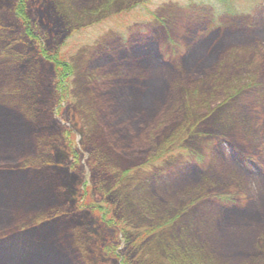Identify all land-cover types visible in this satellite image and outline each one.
<instances>
[{"label":"rangeland","instance_id":"1","mask_svg":"<svg viewBox=\"0 0 264 264\" xmlns=\"http://www.w3.org/2000/svg\"><path fill=\"white\" fill-rule=\"evenodd\" d=\"M231 1L245 14L220 19L224 25L219 29L205 30V14L191 18L199 0H26L29 30L39 35L46 53L58 52L70 66L68 97L57 111L50 87L52 68L39 64L42 67L33 69L37 46L21 37L15 15L19 0H0V35L5 36L0 55H7L4 49L10 45L18 61L0 68V107L7 112L1 125L9 128L0 126V153L15 158L0 169L47 165L20 177H0V189L8 187L6 208L13 220L23 226L46 220L48 225L39 231L42 241L50 234L57 244L66 233L57 250L71 264H120L119 258L128 264H213L233 258L238 264H259L264 259L263 243L256 244V253L243 252L239 258L220 254L226 240L235 245L253 238L254 230L264 231L256 217L249 219L253 232L241 220L250 203L264 198V0ZM139 29L146 40H132ZM120 36L130 39L126 50L117 46ZM167 38L178 44L169 58L164 52ZM93 68L97 86L110 70L112 86L104 97L108 102H93L87 85ZM252 86L258 88L255 93L241 94ZM5 87L20 93L6 96L1 91ZM172 100L177 105L166 121L161 112ZM225 103L196 132L230 139L253 163L231 162L219 148L209 156L199 149L201 160L179 169L169 162L171 175L153 174L137 184L134 169L166 158L188 136L191 122ZM152 106L156 108L147 115L146 108ZM107 125L120 127L118 134L131 139L124 143L119 135L110 136ZM137 134L138 139H132ZM190 136L182 144L185 148L198 145L196 136ZM84 189L83 205L79 192ZM226 191L240 199L233 205L242 209L240 214L223 216L231 217L221 227L216 220L198 221L194 214L202 209L190 205ZM17 197L21 203L14 202ZM27 200L33 209L14 207ZM172 218L176 220L168 223ZM109 220L112 225L106 224ZM196 220L204 227L192 241L194 237L185 233ZM138 228L155 233L131 249L127 236L135 237ZM108 247L116 249L118 259L100 254ZM239 247L244 248H234Z\"/></svg>","mask_w":264,"mask_h":264},{"label":"trees","instance_id":"2","mask_svg":"<svg viewBox=\"0 0 264 264\" xmlns=\"http://www.w3.org/2000/svg\"><path fill=\"white\" fill-rule=\"evenodd\" d=\"M25 1L26 0H19L15 8V15H16L17 22L23 29L22 31L23 34L21 37H23L24 39H27L29 43L35 44L37 46L36 49H34V52L37 58L34 59L35 61L32 63L33 69L34 67L35 68L42 67V66H39V64L41 65L48 64L51 66L52 69H51V72H49L51 75V83H50L51 86L50 87H51V90L54 92V99H55L54 109L58 111L60 106L64 104L66 97H68L67 93L69 89V79L71 76L70 66L67 63H65L64 60L60 58V55L58 52H56L54 55H50L46 53L45 50L42 48V45H41L42 40L41 38H39V35H37L35 30L33 31L29 30L28 25H27L28 24L27 19L24 13V6H23L24 5L23 2ZM199 2H200L199 5L193 6L194 8L192 7V11L194 15H192L191 18H195V17H198L199 15L205 14L202 20L203 22L205 21V25L207 24V26L205 27V30H209L211 28L219 29L221 26L224 25V24L221 25L220 19L221 21H223V20H228V18H231V17L232 18L240 17L242 14H245L244 12L239 13L238 9L234 6V3L231 0H205V1L199 0ZM201 2H203V4ZM4 37L5 36H3V34L0 35V39ZM124 40H126V42L123 41L122 43H120L121 44L120 46H122L123 49H125V47H127L128 43L130 42V39L129 40L124 39ZM164 45H165L164 52H165V55L167 54L166 56L168 58L170 55H173L177 52L174 48L175 46H178L177 42L170 41V39L167 38L164 41ZM117 46H119L118 43H117ZM11 47L12 46L9 45L8 47L4 49L5 52H7V55H4V54L0 55V58L2 59L0 62V68L2 65H4L7 68H10V66L17 65L18 61H17V58L12 57L13 54L11 53L12 52ZM165 50H167V52ZM102 68H105V67H102ZM94 71H95V68H93V71L88 75L89 81L87 82V85L90 88V94L92 96L93 102H108L104 97L107 94L106 89H109L112 86L111 81H109L110 79L109 71L110 70H106L107 74H104L100 70L103 73V75L99 78L98 86H97V81L95 80ZM0 72H1V69H0ZM9 73L12 74V72H9ZM25 82L27 81L25 80ZM31 82L34 85H36V82H34L33 78H31ZM31 87H34V86L32 85ZM99 89H101L103 92V95L100 96V99L98 98V95H97V91L100 92ZM257 90L258 88L255 86L246 87L242 90L243 92L241 94L251 95L250 93L253 94ZM1 91L6 96L8 95L11 96L13 93L15 95L20 93L18 91L15 92L9 89L7 90L6 87L1 89ZM169 92H170L169 90L166 91V95H168ZM158 93L160 95L164 94V92L162 91H158ZM32 95H36V100L39 98L38 94L32 93ZM105 105L107 106V104ZM176 105H177L176 100H172L171 104L168 105V108L165 107V110L161 112L162 118L168 121L174 115L175 109H173V107ZM226 106H227V103L223 104L221 107H215L212 110L205 112L199 118V120H196L195 122H191L192 124H191V127L189 128L190 130H189V133L187 134L188 136H186L182 140V144H185V143L187 144L189 142L187 138L191 137L190 135H192V136H196L198 145H195L194 147H190V148H185L184 145L177 144L174 150L171 151L166 156V158L164 159L161 158L162 160H159V161L152 159L150 161H147V163L143 165L142 167H140L139 169H134L138 176L137 184L139 183L142 184L143 182L146 181V177L151 176L153 174L155 176H159L160 178L164 177L165 175H168V176L169 174L171 175L173 172H170V170L167 167L169 165V162L172 163V166H174L175 169H179L194 161L196 162V161L201 160L204 157L202 153H200V151H197L199 149L202 152H205L209 156L212 154L211 151H217L219 148L223 151H226V154L228 158L231 160V162H235L237 164L241 163L243 165L244 164L248 165V164L253 163L254 160L251 157L244 155L238 149L236 144L230 139H227L224 137L219 139L217 136L206 137L202 135V133L196 132V130L200 127V125L203 124L205 121H207L211 117V115L215 113L217 109H222V108H225ZM155 108L156 107L154 106L147 107L146 114L147 115L152 114ZM2 109L6 111L5 107L1 105L0 107V126H2V128L6 127V130H7L9 129L7 128L8 124L1 125V121L7 118V112L3 111ZM239 112L240 114H242L241 111ZM158 122H160V120H158ZM107 127H108V133H110V136H112L113 134L119 135L122 132V129L120 127H113L111 125H107ZM143 128L150 129L151 127L149 126L146 127L145 125ZM21 130H22V126L20 128V133L22 134L23 131ZM13 131H14V134H16L15 127H13ZM138 134L134 136L132 139L134 138L138 139ZM24 135L22 137H24ZM130 139L129 137L127 138L124 135H119V140L124 143L128 142ZM12 141L16 142V138L12 139ZM13 161H15V158L13 155L10 156V154H7L6 152H3L2 154L0 153V165L5 164L7 162H13ZM38 165H40L39 167L41 168L47 167L46 164L39 163ZM38 165L25 163L19 169L6 170V169L1 168L0 177L1 176L20 177L24 174L30 173L31 170L35 169V167H37ZM126 173L127 172H125V174ZM7 188L8 187H5L4 189H0V264H57L59 259L61 261L59 264H66V263L71 264L68 256L65 255L63 251L59 252L57 250L58 249L57 244H60L59 243L60 241L62 242L66 241L65 237L67 234L66 233L62 234L57 244H55L56 241H54L53 239L52 240L54 242L51 239H49L51 237L50 234H47L49 238L42 241L41 238L39 237V235L41 234V232L39 231L43 230L45 226L48 225V223L45 222L46 220L41 221L38 224L30 225V226H23L24 224H20L16 219L13 220V216H12L13 213L8 211V208H6L7 195H9L8 190H6ZM221 193L222 194H213L209 197L208 196L203 197L202 199H199L200 201L197 203V205H195V203L190 205L192 208L194 207L193 209H195L197 206H198V209H202V211H197L194 214V216L197 217L198 221L203 217L206 218L207 220L208 219L216 220L217 226L221 227L226 222V219L231 217L229 216L223 219V216L225 217L226 214H230L236 211H238L240 214L242 209L236 208L235 206H233L240 201L238 196L231 194L230 192H227V191L225 193L223 192ZM79 194H80V202H83V205H84V202L87 200L85 189L82 190V192H79ZM260 199H261V202L250 203L249 208L243 214H241V220L244 219L246 222L245 224L248 227L246 229L247 231L251 230L250 232H253L254 230V226L251 225L250 220H249L250 217H256L257 221L264 225V198L261 197ZM15 200L16 201L14 202L19 201L21 203V199H19L18 197ZM29 202L31 203L32 201L27 200L22 205L17 204V206H14V207H17L18 210L20 209L26 210V208L33 209ZM94 212L96 213L97 211L95 210ZM209 217H212V218H209ZM246 217H248V220H246ZM52 219L53 218H49L48 220H52ZM99 220L102 223L103 221H105L103 217L102 219H99ZM175 220L176 218H172L169 220L168 223H173ZM197 220H196V223L194 224L195 226L191 223H187L188 225L189 224L193 225L192 228H188L190 231L185 233L189 237H194L192 241H194L197 233L200 230H202L201 228L204 227V225L201 223H198ZM53 222L54 220L52 222L50 221V223H53ZM110 222L112 221L109 220L108 223L106 224L112 225ZM119 231L120 230L117 228L118 233L120 232L126 233L125 230L120 231V232ZM254 231H255L254 233L255 235L253 236V238L249 236L248 237L249 239H246L244 241L243 240L236 241L235 245L229 240H226L225 244L227 246H222L224 251H221L220 253L221 256L227 257V258H230V257L239 258L243 252H246L248 254H249V251H250V254L254 252L256 253L257 250H255L254 248L256 244H260V243L264 244V231L262 232L260 231V233H259V230H254ZM134 233H135V237L127 236L128 246H130L131 249L135 245H138V243H143V241L147 239L148 237H150L152 234H154L155 231L154 229H149V228L147 229L138 228V230H136ZM237 246H242L244 248L239 247L241 250L240 251L238 248H234ZM100 250H101L100 254H103V256L107 255L108 258L111 257V258L118 259L116 255V251H115L116 249L114 247H108L106 249H100ZM169 250L176 251L175 248H171ZM181 251L186 252L187 249L182 248ZM260 252L264 254L263 247ZM169 254L170 256L175 257V253L169 252ZM252 257L254 258L256 257V255ZM259 257H260V254H259ZM118 260L120 264H128L124 259L120 261V258H119ZM180 260H183V259H180ZM174 262L175 261H172L171 264H174ZM238 262L239 261H237L234 258L228 261L216 259L213 262V264H238ZM259 264H264V259H261L259 261Z\"/></svg>","mask_w":264,"mask_h":264},{"label":"flooded vegetation","instance_id":"3","mask_svg":"<svg viewBox=\"0 0 264 264\" xmlns=\"http://www.w3.org/2000/svg\"><path fill=\"white\" fill-rule=\"evenodd\" d=\"M137 33H138V35H137L138 37L137 38L131 37L132 40H136V41L146 40V33L145 32H143L141 29H139ZM123 41L126 42V40H124L123 37H121V36L118 37L117 43L119 45H121L120 43H122Z\"/></svg>","mask_w":264,"mask_h":264}]
</instances>
